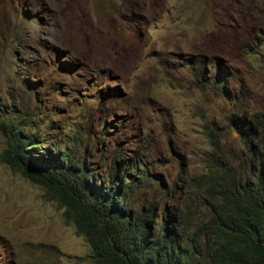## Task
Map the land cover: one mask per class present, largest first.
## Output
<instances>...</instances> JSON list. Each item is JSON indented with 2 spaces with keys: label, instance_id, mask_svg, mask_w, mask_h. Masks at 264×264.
I'll use <instances>...</instances> for the list:
<instances>
[{
  "label": "rangeland",
  "instance_id": "obj_1",
  "mask_svg": "<svg viewBox=\"0 0 264 264\" xmlns=\"http://www.w3.org/2000/svg\"><path fill=\"white\" fill-rule=\"evenodd\" d=\"M0 105V125L15 118L96 177L134 163L138 208L177 206L209 131L231 156V116L264 114V0H0ZM0 264H93L56 202L1 162Z\"/></svg>",
  "mask_w": 264,
  "mask_h": 264
},
{
  "label": "trees",
  "instance_id": "obj_2",
  "mask_svg": "<svg viewBox=\"0 0 264 264\" xmlns=\"http://www.w3.org/2000/svg\"><path fill=\"white\" fill-rule=\"evenodd\" d=\"M206 80L227 93L218 74ZM5 109L16 112L10 104ZM10 119L0 125V162L56 202L93 264H264V114L231 116L228 133L238 146L231 156L209 131L203 170L180 204L139 208L126 201L148 184L134 163L123 158L106 179L96 177L64 147L53 143L38 150L24 124Z\"/></svg>",
  "mask_w": 264,
  "mask_h": 264
}]
</instances>
